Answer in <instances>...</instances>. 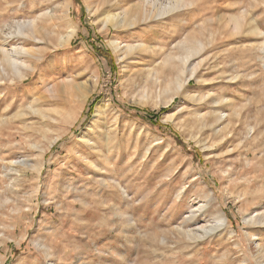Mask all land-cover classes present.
Listing matches in <instances>:
<instances>
[{"label": "rangeland", "instance_id": "rangeland-1", "mask_svg": "<svg viewBox=\"0 0 264 264\" xmlns=\"http://www.w3.org/2000/svg\"><path fill=\"white\" fill-rule=\"evenodd\" d=\"M171 3L128 0L120 30L104 0H0V264H264V0Z\"/></svg>", "mask_w": 264, "mask_h": 264}, {"label": "bare ground", "instance_id": "bare-ground-1", "mask_svg": "<svg viewBox=\"0 0 264 264\" xmlns=\"http://www.w3.org/2000/svg\"><path fill=\"white\" fill-rule=\"evenodd\" d=\"M127 1L128 0H104V2H106L107 4H111L110 6L113 5V8L116 7V9L119 12V13L109 12L108 14H106L104 16V18L102 20V23L104 24L105 27L113 26L114 28L120 29V30H127V29L130 30V29L136 28V26H137L136 24H137L139 15H137L135 12L137 10L140 12V11L143 10V8L142 7H133L134 9L132 11H128L127 8L125 9V5L127 4ZM146 1L147 0H145V2ZM150 1H152V0H150ZM172 1H173V3H171V5L175 4V7L171 6L170 8H168L166 6H162V4L160 5V9L158 10L159 13L157 12L158 15H159V18H160V15L161 16H166V15H170L171 13L175 12L178 9V7H176V6L178 4H181L184 0H172ZM67 4H66V2H63L61 5H59L57 7L58 10L64 12L65 14L69 13V10H66L67 9ZM104 6H106V5L104 4ZM64 8H65V10H64ZM146 11H148V10H146ZM142 13H143V11H142ZM146 13H148V12H146ZM141 15L143 16V14H141ZM59 18H61L63 20L65 17L64 18L63 17H59ZM211 22L213 23V21H211ZM208 23L210 24V22H208ZM68 27H69V30H68L67 34L63 35L61 38H59V43H58L59 45H65L66 43H68L76 35L77 28L72 26L71 24H69ZM240 27H241V22H239V21L236 22L234 28L235 29H239ZM13 29H14V31L9 33V38L14 39V38H16V37H18V36L23 34V28L20 25H18V24L15 25L13 27ZM191 37H192V35H191ZM9 38H8V40H9ZM111 45L114 48V51L116 53H118L119 56H122L121 59H123V60H124V58L127 59L126 57L128 55L133 54L134 52H138V51L144 52V50H145V48H144L145 45H143V44L132 45V44L127 43L126 46L122 47V44H120L119 42L112 41ZM148 49H150V48H148ZM191 50H192L191 53H195L196 52V51L193 50V48ZM21 51L15 50L12 53L9 52L10 54L7 55L5 58H3V60H1L2 63H4L3 65L6 66L7 70L11 71V73H12V75H11L12 84H15L18 81L20 83H22V82L24 83L25 81H27V78L29 77L28 73L23 71L24 69L22 70V68L20 67V66H23L25 68H29L28 67L29 65L27 63H25L23 61L20 62V60H19V57H21L23 54H26V51H25V49L23 47L21 48ZM188 55H190V54H188ZM167 62L169 64V61H167ZM176 68H178V67H176ZM176 68H174L175 70H172V73H171L172 74V79H173L172 83H174V87L169 88V89H165V92H168V96L166 97V99L164 100L163 103L166 104V105L170 104L172 101H174L175 98H179V97H184L185 98V97L190 96V95H188V91L186 90L185 86L190 82V80H192L194 78V74L190 75L186 79H183V76H184L183 75V73H184L183 69L182 68L176 69ZM107 108L108 107L105 104L100 102L98 104L96 110H95L96 111L95 119L102 120V118H104L105 115L107 113H109V110H107ZM176 117H175V114H172V115L167 116V120L173 121ZM231 117H232V115L224 117V115L221 116V114H220V115L216 116V118H215L216 121L215 122L216 123L226 122L227 125L229 126V124H231L230 123L231 122ZM227 125L224 128H227L228 127ZM220 131L221 130H219V131L217 130V132H220ZM252 131H254V129L250 128L249 133L252 132ZM19 164H23L25 166H28V164L24 163V161L23 162H19ZM36 169H37V167H36ZM223 221H224L223 216L219 217L218 222L223 224Z\"/></svg>", "mask_w": 264, "mask_h": 264}, {"label": "trees", "instance_id": "trees-1", "mask_svg": "<svg viewBox=\"0 0 264 264\" xmlns=\"http://www.w3.org/2000/svg\"><path fill=\"white\" fill-rule=\"evenodd\" d=\"M93 49H95L96 51H97V53L99 52V54H100V49L99 48H96V47H93ZM106 55H108L109 56V54H106ZM111 61L114 63V61H113V59H111ZM92 107V106H91ZM91 107H90V109H91ZM132 111V110H131ZM132 112H135L136 113V117H139V112H137L136 110H133ZM152 116H151V119H145L144 117H142L143 118V120H145V121H149L150 122V124L151 125H153V126H157V119H158V115L157 114H151ZM153 123H155V124H153Z\"/></svg>", "mask_w": 264, "mask_h": 264}]
</instances>
